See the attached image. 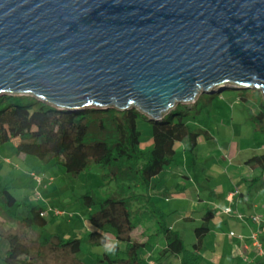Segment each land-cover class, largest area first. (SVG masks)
I'll use <instances>...</instances> for the list:
<instances>
[{"label": "water", "instance_id": "1", "mask_svg": "<svg viewBox=\"0 0 264 264\" xmlns=\"http://www.w3.org/2000/svg\"><path fill=\"white\" fill-rule=\"evenodd\" d=\"M226 83L264 97V0H0V95L159 119Z\"/></svg>", "mask_w": 264, "mask_h": 264}, {"label": "rangeland", "instance_id": "2", "mask_svg": "<svg viewBox=\"0 0 264 264\" xmlns=\"http://www.w3.org/2000/svg\"><path fill=\"white\" fill-rule=\"evenodd\" d=\"M222 92L221 95L205 92L195 108L197 115L184 120L191 127H208L213 136L202 138L193 149L186 148L183 141H176L173 161L152 177L148 189L155 205L165 212L167 223L180 231L189 248L193 241L189 227L194 230L209 210L218 213L219 209L211 201L221 198L225 191L236 194L235 203L236 199L239 204L262 202L260 206L264 207V132L251 119L248 103L239 97L238 90L224 89ZM200 94L203 93L198 96ZM196 98L187 103L192 105ZM252 160L258 166L248 165ZM106 170L102 164L93 163L88 171L74 175L61 163H42L33 155L21 158L13 140L0 141V190L9 198L12 212L0 209L1 231L17 230L19 219L31 214V207H41L48 212L37 217L47 232L80 237L81 258L85 264L102 263L105 252L109 257H115V248L124 249L126 240L116 235L114 226L96 218L100 199L120 193L115 179L102 178V172ZM131 182L132 187L123 196L133 191H145L134 184V180ZM144 204V199L137 198H131L128 203L131 218L136 223L130 235L140 240L150 236L149 244L139 247L142 263L169 264L173 261L177 264L176 254L158 259L164 237L156 231V217ZM191 214L195 219L183 218ZM177 216H180L179 220ZM0 264L4 262L0 260Z\"/></svg>", "mask_w": 264, "mask_h": 264}, {"label": "trees", "instance_id": "3", "mask_svg": "<svg viewBox=\"0 0 264 264\" xmlns=\"http://www.w3.org/2000/svg\"><path fill=\"white\" fill-rule=\"evenodd\" d=\"M224 86L211 93L221 95L224 89L238 90L239 97L248 103L251 119L264 132L262 92L231 83ZM204 93L192 105L178 103L159 119L148 118L135 107L82 106L66 109L30 94H8L0 96V141L13 140L17 154L36 156L42 163H61L74 175L88 171L93 163H100L107 169L102 172V178L115 179L120 193L100 199L96 218L114 226L116 235L125 239L126 244L124 249L115 248V257H109L105 252L100 264H143L139 247L149 244L150 236L140 240L130 235L136 226L128 205L131 198L144 199V205L156 217V231L164 237L158 259L179 254L188 264H198L201 258L195 250L204 246L203 238L209 229L212 211L204 213L201 223L195 226V239L189 248L179 232L167 223L165 212L155 205L148 189L152 177L173 161L176 141H183L186 148L193 149L202 138L213 136L208 127H191L184 121L188 116L197 115L195 108ZM248 165L255 167L258 163L252 160ZM132 180L146 192L133 191L123 196L132 187ZM0 209L12 213L1 190ZM42 209L31 207V214L19 219L20 228L17 230L0 229V260L4 264H59L67 261L69 264H85L81 258L80 237L47 232L37 217L41 216L39 212Z\"/></svg>", "mask_w": 264, "mask_h": 264}, {"label": "crops", "instance_id": "4", "mask_svg": "<svg viewBox=\"0 0 264 264\" xmlns=\"http://www.w3.org/2000/svg\"><path fill=\"white\" fill-rule=\"evenodd\" d=\"M18 156L24 159L28 157V155L19 154ZM239 193L241 196L244 194L241 189ZM235 195L231 191H225L220 195L221 198L211 201L219 211L215 213L211 210L212 216L208 220L209 229L203 238L204 246L200 250H195L201 258L198 264H264V258L258 252L251 237V234L256 232L258 238L264 243V207L261 208L260 206L262 202L251 203V201H247L239 204L236 199L235 203ZM230 197L231 201L228 200ZM227 206H230V211H225ZM183 218L195 219V216L192 214L184 215ZM177 219L179 220L180 216H177ZM177 231L180 232L178 229ZM189 231L191 233L190 238L194 240V230L189 227ZM231 231L234 233L231 234ZM176 255L178 257L177 264H188L181 255ZM150 256H152V252ZM169 264L176 263L170 261Z\"/></svg>", "mask_w": 264, "mask_h": 264}, {"label": "built area", "instance_id": "5", "mask_svg": "<svg viewBox=\"0 0 264 264\" xmlns=\"http://www.w3.org/2000/svg\"><path fill=\"white\" fill-rule=\"evenodd\" d=\"M228 200L231 201V197L228 198ZM230 209H231L230 206H227V207L225 208V211H230ZM47 212H48L47 209H42V210L39 212V214H40L41 216H44V215L47 214ZM56 213H61V211H60V210H56ZM230 233L233 234L234 232L231 231ZM251 237H252V239H253V242H254L255 246L257 247L258 252H259V253L263 256V258H264V243L258 238L256 232H253V233L251 234Z\"/></svg>", "mask_w": 264, "mask_h": 264}]
</instances>
